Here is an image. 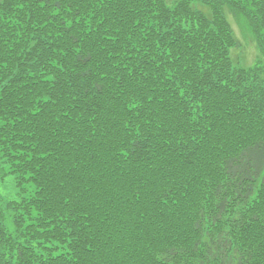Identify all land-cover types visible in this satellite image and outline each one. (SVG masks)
<instances>
[{
  "label": "trees",
  "instance_id": "obj_1",
  "mask_svg": "<svg viewBox=\"0 0 264 264\" xmlns=\"http://www.w3.org/2000/svg\"><path fill=\"white\" fill-rule=\"evenodd\" d=\"M227 13L264 56V0H0V264H264V61Z\"/></svg>",
  "mask_w": 264,
  "mask_h": 264
},
{
  "label": "rangeland",
  "instance_id": "obj_2",
  "mask_svg": "<svg viewBox=\"0 0 264 264\" xmlns=\"http://www.w3.org/2000/svg\"><path fill=\"white\" fill-rule=\"evenodd\" d=\"M234 35L239 41V46L232 50V58L237 61L240 66H252L257 60L264 61V56L260 54V50L256 43V38L247 27V21L243 15L234 16L232 13L226 15ZM10 175L0 185V192L5 199H11L17 196L16 188Z\"/></svg>",
  "mask_w": 264,
  "mask_h": 264
},
{
  "label": "bare ground",
  "instance_id": "obj_3",
  "mask_svg": "<svg viewBox=\"0 0 264 264\" xmlns=\"http://www.w3.org/2000/svg\"><path fill=\"white\" fill-rule=\"evenodd\" d=\"M44 217H49L45 212L43 213Z\"/></svg>",
  "mask_w": 264,
  "mask_h": 264
}]
</instances>
